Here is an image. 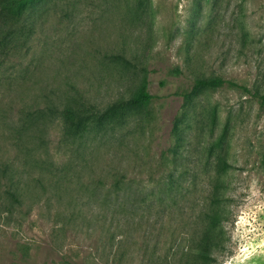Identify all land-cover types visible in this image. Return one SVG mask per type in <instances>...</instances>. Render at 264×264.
<instances>
[{"label": "rangeland", "instance_id": "1", "mask_svg": "<svg viewBox=\"0 0 264 264\" xmlns=\"http://www.w3.org/2000/svg\"><path fill=\"white\" fill-rule=\"evenodd\" d=\"M36 15L16 72L29 101L66 81L99 107L144 83L154 97L42 151L50 168L22 182L32 204L0 215V264H264V0H48ZM201 76L248 90L226 83L184 102ZM115 169L132 179L115 182ZM158 169L154 181L171 180L150 181Z\"/></svg>", "mask_w": 264, "mask_h": 264}, {"label": "trees", "instance_id": "2", "mask_svg": "<svg viewBox=\"0 0 264 264\" xmlns=\"http://www.w3.org/2000/svg\"><path fill=\"white\" fill-rule=\"evenodd\" d=\"M47 1L0 0V215L5 219H18L21 214L26 213V205L32 204L25 201L27 193L22 182L30 181V169L36 166L50 168L47 165L49 156L42 157V151L49 154L53 149L59 151L67 145L72 146L82 135L97 133L105 125L119 121L132 107L148 104L154 97L149 92L147 83H144L129 99L117 98L106 106L99 107L73 82L66 81L68 86L53 83L55 85L41 87L36 97L29 101L25 97L28 95L24 89L23 75L16 72L23 70L22 59L30 50L28 41L36 29V12ZM226 83L248 90L229 79L201 76L181 95L186 102L204 89L216 88ZM254 95L264 100V94ZM178 123L179 117L176 116L172 127L173 134ZM55 124L59 126L57 142L50 137ZM159 170L164 172L165 169L155 170L149 177L150 181L158 183L171 180L172 172L168 171L167 176L161 175L155 182L153 176ZM62 178L64 175L59 173L58 181ZM113 179L115 182H124L132 177H128L123 169H115ZM136 179L145 180L133 176V180ZM36 180L45 187L44 179ZM58 214L60 212L55 213L56 217ZM216 218L214 213L208 215L202 248L206 259L211 258L210 254L216 245L210 236ZM59 221L63 230L70 226L69 217Z\"/></svg>", "mask_w": 264, "mask_h": 264}]
</instances>
